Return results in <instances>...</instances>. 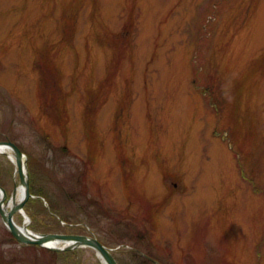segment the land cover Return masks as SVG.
<instances>
[{
  "label": "rangeland",
  "instance_id": "374dc122",
  "mask_svg": "<svg viewBox=\"0 0 264 264\" xmlns=\"http://www.w3.org/2000/svg\"><path fill=\"white\" fill-rule=\"evenodd\" d=\"M0 134L68 219L25 212L34 234L120 264H264V0H0ZM71 253L0 218V264H101Z\"/></svg>",
  "mask_w": 264,
  "mask_h": 264
},
{
  "label": "water",
  "instance_id": "95a60500",
  "mask_svg": "<svg viewBox=\"0 0 264 264\" xmlns=\"http://www.w3.org/2000/svg\"><path fill=\"white\" fill-rule=\"evenodd\" d=\"M0 148H7L11 151L14 162L15 172L18 174L19 184L24 187V196L10 210L5 211L3 206L7 203L6 191L0 186V217L11 234V236L21 245H36L46 248L53 252H66L78 248H89L95 251L96 256L100 259L102 264H118L114 257L112 250L103 245L97 238L87 235L77 234H62V233H47L34 235L27 229L20 230L13 221V216L17 212H23V208L31 198L29 190V177L26 171L25 157L20 148L11 141H0ZM15 189L12 191L10 198H14ZM56 242L57 244H64L63 247L48 246V243ZM68 243V244H67Z\"/></svg>",
  "mask_w": 264,
  "mask_h": 264
},
{
  "label": "trees",
  "instance_id": "16d2710c",
  "mask_svg": "<svg viewBox=\"0 0 264 264\" xmlns=\"http://www.w3.org/2000/svg\"><path fill=\"white\" fill-rule=\"evenodd\" d=\"M0 140H9V138H7V136L4 134H0ZM30 192L31 195L34 196V198H30L26 202L24 210L31 218L32 223L33 224L37 223L38 215L41 213L47 216L50 223L49 226L41 227L35 225L34 227L43 228L42 230L47 232H62L65 229V227L61 225V222L64 223L68 222L66 215L57 208V204H55L52 200H50L45 192L34 189L31 183H30ZM44 200L48 204L47 205L48 207H44L43 205ZM139 236H141V234H139ZM26 248L32 249V248H37V246H26ZM52 254L57 257L64 258L74 253H71L70 251V252H55V253L52 252ZM142 259L146 263L155 264L154 262L150 261L147 258V256L143 257Z\"/></svg>",
  "mask_w": 264,
  "mask_h": 264
},
{
  "label": "bare ground",
  "instance_id": "6f19581e",
  "mask_svg": "<svg viewBox=\"0 0 264 264\" xmlns=\"http://www.w3.org/2000/svg\"><path fill=\"white\" fill-rule=\"evenodd\" d=\"M0 156H6L9 159V161L12 163V165L13 166L15 165L13 155H12V153H11V151L9 149H7V148H0ZM16 176H18L17 173H15V177ZM23 196H24V187L18 183V185H16L14 198H9L7 200V203H5V205L3 206V209L5 211L10 210V208L14 204L18 203L23 198ZM17 214L21 215L24 218V224L21 226V225H18L15 222L14 219H13V221H14V223L17 225V227L20 230H23L24 231L26 229V226H27V223H28L27 217H25V214L23 212H19ZM47 245L48 246H54V247H57V248L59 247L60 248V247H63L64 244H57L56 242H51V243H48Z\"/></svg>",
  "mask_w": 264,
  "mask_h": 264
}]
</instances>
